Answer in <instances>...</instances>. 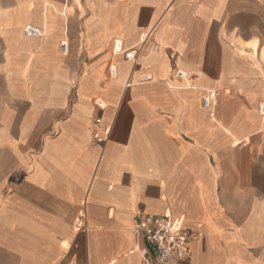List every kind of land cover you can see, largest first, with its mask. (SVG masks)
I'll use <instances>...</instances> for the list:
<instances>
[{"label": "crops", "instance_id": "1", "mask_svg": "<svg viewBox=\"0 0 264 264\" xmlns=\"http://www.w3.org/2000/svg\"><path fill=\"white\" fill-rule=\"evenodd\" d=\"M263 103L264 0H0V264H264Z\"/></svg>", "mask_w": 264, "mask_h": 264}, {"label": "built area", "instance_id": "2", "mask_svg": "<svg viewBox=\"0 0 264 264\" xmlns=\"http://www.w3.org/2000/svg\"><path fill=\"white\" fill-rule=\"evenodd\" d=\"M113 72L115 71L110 65L109 73L112 77ZM146 79L149 80L150 77L147 76ZM204 105L210 107V100L205 99ZM260 111L264 115V103ZM137 232L143 237L145 244L142 250V264H172L187 261L191 256L192 243L197 238L192 231L174 229L172 220L168 216L145 215L139 221Z\"/></svg>", "mask_w": 264, "mask_h": 264}, {"label": "rangeland", "instance_id": "3", "mask_svg": "<svg viewBox=\"0 0 264 264\" xmlns=\"http://www.w3.org/2000/svg\"><path fill=\"white\" fill-rule=\"evenodd\" d=\"M27 33L29 34V35H31V36H40L42 33L40 32V30H38V29H35V28H27ZM32 32L34 33V34H32ZM114 47V40H113V42H112V44H111V52H112V54H113V48ZM59 49H60V53H61V55H63V56H67L68 54H69V41H68V39H64V40H62L61 42H60V46H59ZM111 65V64H110ZM210 100V99H209ZM262 105V104H261ZM261 105H260V107H261ZM210 106H211V100H210ZM259 111H260V109H259ZM260 114H261V111H260ZM261 116H264V115H262L261 114Z\"/></svg>", "mask_w": 264, "mask_h": 264}]
</instances>
